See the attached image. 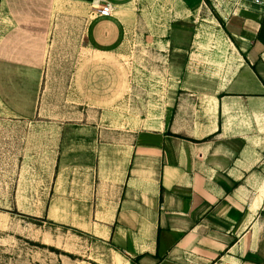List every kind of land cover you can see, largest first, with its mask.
<instances>
[{
	"label": "rangeland",
	"instance_id": "374dc122",
	"mask_svg": "<svg viewBox=\"0 0 264 264\" xmlns=\"http://www.w3.org/2000/svg\"><path fill=\"white\" fill-rule=\"evenodd\" d=\"M111 2L125 26L102 18L101 51L87 18H54L34 113L0 101V264H136L100 224L139 134L203 122L239 56L222 11L264 13V0Z\"/></svg>",
	"mask_w": 264,
	"mask_h": 264
},
{
	"label": "crops",
	"instance_id": "0c3cea01",
	"mask_svg": "<svg viewBox=\"0 0 264 264\" xmlns=\"http://www.w3.org/2000/svg\"><path fill=\"white\" fill-rule=\"evenodd\" d=\"M96 1L0 0V101L8 112L34 113L59 14L87 18L85 39L96 51L102 18L124 28L115 13L90 15ZM75 2L87 6L69 11ZM222 12L239 56L227 63L205 120L180 127L176 118L171 130L139 134L121 196L100 224L136 264H264V13Z\"/></svg>",
	"mask_w": 264,
	"mask_h": 264
},
{
	"label": "built area",
	"instance_id": "2783aa9c",
	"mask_svg": "<svg viewBox=\"0 0 264 264\" xmlns=\"http://www.w3.org/2000/svg\"><path fill=\"white\" fill-rule=\"evenodd\" d=\"M96 2L99 3V0ZM263 0H255V3L260 4ZM94 9L96 10L97 16H111L113 15L114 5L111 2H107L105 5L95 6Z\"/></svg>",
	"mask_w": 264,
	"mask_h": 264
}]
</instances>
